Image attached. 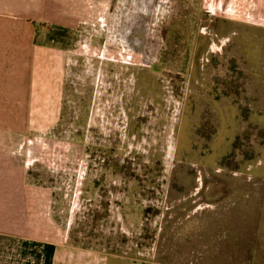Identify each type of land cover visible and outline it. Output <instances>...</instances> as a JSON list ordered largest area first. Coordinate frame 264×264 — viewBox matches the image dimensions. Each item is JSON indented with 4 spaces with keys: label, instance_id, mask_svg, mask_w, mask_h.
<instances>
[{
    "label": "rangeland",
    "instance_id": "374dc122",
    "mask_svg": "<svg viewBox=\"0 0 264 264\" xmlns=\"http://www.w3.org/2000/svg\"><path fill=\"white\" fill-rule=\"evenodd\" d=\"M84 2L62 121L22 153L58 226L138 264H264L257 0Z\"/></svg>",
    "mask_w": 264,
    "mask_h": 264
},
{
    "label": "crops",
    "instance_id": "0c3cea01",
    "mask_svg": "<svg viewBox=\"0 0 264 264\" xmlns=\"http://www.w3.org/2000/svg\"><path fill=\"white\" fill-rule=\"evenodd\" d=\"M81 3L0 0V264H138L108 248L71 240L52 215V194L37 195L52 189L30 184L22 160L37 135L62 121L68 72L63 38L80 23L82 10L74 7ZM197 86L208 96V84ZM226 108L237 111L231 104ZM253 250L264 256V248Z\"/></svg>",
    "mask_w": 264,
    "mask_h": 264
},
{
    "label": "trees",
    "instance_id": "16d2710c",
    "mask_svg": "<svg viewBox=\"0 0 264 264\" xmlns=\"http://www.w3.org/2000/svg\"><path fill=\"white\" fill-rule=\"evenodd\" d=\"M257 8L256 11L262 13V15H264V0H257L256 2ZM259 121L264 122V116L260 115L259 116Z\"/></svg>",
    "mask_w": 264,
    "mask_h": 264
}]
</instances>
